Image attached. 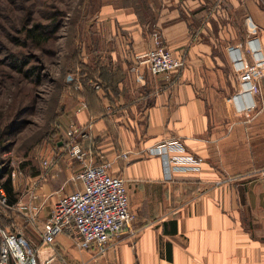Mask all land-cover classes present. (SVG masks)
<instances>
[{"label":"crops","instance_id":"obj_1","mask_svg":"<svg viewBox=\"0 0 264 264\" xmlns=\"http://www.w3.org/2000/svg\"><path fill=\"white\" fill-rule=\"evenodd\" d=\"M103 2L93 52L82 53L101 88L62 117L46 180L39 182L44 161L11 176L17 202L9 213L20 215L14 230L25 237L23 228H32L42 238L53 205L81 188L82 165L65 152V131L90 125L89 160L111 163L110 174L126 180L136 221L102 256L60 235L51 251L39 250L44 264H264V0ZM158 36L186 59L178 76L145 66L132 72ZM173 138L204 164L174 166L166 178L158 157L122 158ZM30 202L40 209L36 224L18 209ZM71 247L74 262L55 259Z\"/></svg>","mask_w":264,"mask_h":264},{"label":"rangeland","instance_id":"obj_2","mask_svg":"<svg viewBox=\"0 0 264 264\" xmlns=\"http://www.w3.org/2000/svg\"><path fill=\"white\" fill-rule=\"evenodd\" d=\"M103 1L0 0V155L5 169L2 182L20 171L28 174L40 170L43 161L51 158L49 147L62 133L61 119L76 102L71 87L79 72L71 71L72 57L77 49L85 56L93 52V24ZM55 18L59 27L46 31L48 42L37 44L28 38L29 31L51 26ZM34 68L39 71L32 76ZM75 86L81 89L78 82ZM19 181V192L23 194L27 181L24 176ZM0 208L8 209L1 205ZM19 217L18 213L9 214L10 219H15L11 225L0 218V227L20 223ZM23 231L30 248L37 252L38 264H44L45 257L39 250L53 248L44 245L38 231ZM72 249L63 255L55 254V259L74 262Z\"/></svg>","mask_w":264,"mask_h":264},{"label":"built area","instance_id":"obj_3","mask_svg":"<svg viewBox=\"0 0 264 264\" xmlns=\"http://www.w3.org/2000/svg\"><path fill=\"white\" fill-rule=\"evenodd\" d=\"M246 22L249 23L250 20L247 19ZM143 66L155 76L176 73L178 76L187 67V61L185 58L175 57L165 46L162 37L158 36L153 49L136 56L132 72L139 75ZM95 88L99 90L101 86L96 85ZM76 89L79 90V87ZM90 138V125L80 127L72 123L66 129L65 152L82 165L81 172L75 178L80 182L81 188L62 196L53 205L48 228L41 235L43 243L50 248H53L58 236L67 235L72 238L77 249L89 251L96 248L102 256L112 240L120 237L126 229L132 231L136 215L130 208L126 180L110 174L111 163L95 164L89 160L90 152L84 149V143ZM131 155L160 158L166 178L171 177L174 166L199 167L205 162L204 158L190 154L181 138L163 140L138 152H125L122 158L129 159ZM54 162L44 161V173L39 177L40 183L46 180ZM31 202L28 206H19L18 209L27 208L28 217L36 224L40 209ZM0 205L12 208L1 185ZM0 237V264H38L36 250L30 248L21 232L0 227Z\"/></svg>","mask_w":264,"mask_h":264},{"label":"trees","instance_id":"obj_4","mask_svg":"<svg viewBox=\"0 0 264 264\" xmlns=\"http://www.w3.org/2000/svg\"><path fill=\"white\" fill-rule=\"evenodd\" d=\"M56 19L57 18L53 20L54 22H52L53 24L51 26L36 27L32 29L31 31H29L28 38L37 44L48 42L50 40V37L46 35V31L49 29L56 31L58 29L59 26H56V22H55ZM72 63L73 64L70 67L71 71L74 72L75 70H77V72L80 73L79 75H81V77L80 76L78 77V81L76 79V82H74L75 84L72 83V87H71L72 98L74 97L76 99V102L80 101L81 98H84L88 104L92 98L97 96L96 90H95V86H96L95 84L97 83V79L95 78V73H93L92 69L89 66L84 64L82 60V51L80 49H77L75 55L72 57ZM38 71H39V68H34L32 72L30 73V75L32 76L37 75ZM83 76L85 77L83 78ZM77 82L83 87L82 90H78L75 88L76 87L75 85L77 84ZM1 179L2 177L0 178V185L5 189L6 193L8 194V197H9L8 202H9V205L11 206L17 202V198L15 196L13 186H12V179L11 177H9L5 182H2ZM9 212L10 211L8 209L4 210L0 208L1 220L2 221L5 220L3 223L7 222L8 225H11L10 222L12 219L9 218V214H10ZM3 227L9 228V229L11 228L12 231H14L15 229L13 227V224L12 226H7V227L3 226Z\"/></svg>","mask_w":264,"mask_h":264},{"label":"water","instance_id":"obj_5","mask_svg":"<svg viewBox=\"0 0 264 264\" xmlns=\"http://www.w3.org/2000/svg\"><path fill=\"white\" fill-rule=\"evenodd\" d=\"M3 172H4V167H3V162H2L1 155H0V178L3 175Z\"/></svg>","mask_w":264,"mask_h":264}]
</instances>
